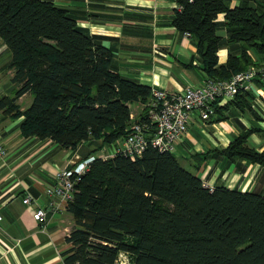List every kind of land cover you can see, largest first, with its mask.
<instances>
[{
  "label": "trees",
  "instance_id": "1",
  "mask_svg": "<svg viewBox=\"0 0 264 264\" xmlns=\"http://www.w3.org/2000/svg\"><path fill=\"white\" fill-rule=\"evenodd\" d=\"M171 1L177 4L172 23L180 34L189 32L206 77L226 79L264 63V0L234 7L230 0ZM221 25L225 36L217 33ZM0 38L14 71L0 109L12 119L22 116L24 137L50 138L65 148L91 140L96 154L129 133V104L151 97L149 85L116 72L110 49L50 0H0ZM223 47L227 58L218 63ZM25 93L32 100L20 109ZM247 96L239 92L227 102L242 106ZM146 109L134 120L146 122ZM249 132L215 150L264 165V151L246 145ZM74 188L65 264H115L121 251L131 264H264V195L210 189L174 152L150 145L134 160L97 157Z\"/></svg>",
  "mask_w": 264,
  "mask_h": 264
},
{
  "label": "crops",
  "instance_id": "2",
  "mask_svg": "<svg viewBox=\"0 0 264 264\" xmlns=\"http://www.w3.org/2000/svg\"><path fill=\"white\" fill-rule=\"evenodd\" d=\"M50 1L67 7L84 32L110 49L112 68L122 76L167 91L205 81L207 75L200 67L196 47L172 23L175 2ZM239 2L230 0V7ZM217 33L225 36V27L221 25ZM227 54V48H220L218 63H224ZM9 61L10 52L0 38V97L10 94L13 83ZM246 93L248 101L242 106L218 101L215 114L208 120H202L197 110L191 112L188 131L179 143L184 145L185 154L181 159L174 155L181 165L186 162L193 167V173L209 188L219 185L264 195V165L228 158L215 150L226 147L241 132L250 131L246 145L264 151V86L254 78L252 90ZM29 96L23 94L17 103ZM129 106L135 118V111H141L143 104L133 101ZM21 120L22 116L12 119L0 109V147L5 151L0 156V264H65L63 252L70 246L65 238L75 227L68 204L62 202L59 208L47 210L44 223L32 217V210L50 205L52 199L60 201L46 193L53 174L94 154L95 143L85 140L75 148H65L50 138L24 137ZM26 195H30V203L23 202Z\"/></svg>",
  "mask_w": 264,
  "mask_h": 264
},
{
  "label": "built area",
  "instance_id": "3",
  "mask_svg": "<svg viewBox=\"0 0 264 264\" xmlns=\"http://www.w3.org/2000/svg\"><path fill=\"white\" fill-rule=\"evenodd\" d=\"M183 35L190 36L189 32H184ZM258 77L264 79V63L259 66L249 65L226 79L206 77L203 83L188 85L180 91L151 88V97L143 104L147 108V121L137 122L130 113L129 133L110 147V150L105 147L96 154L78 159L70 167H62L56 171L52 176V183L46 188V193L59 197L60 201L52 199L50 205L34 208L32 217L44 223L47 210L59 208L62 202L68 204L73 198L75 182L97 157L106 159L118 153L134 160L150 145L160 152H173L188 131L191 112L197 110L202 120L210 119L215 112V103L220 100L228 101L239 92L251 91L252 82ZM4 153V149L0 147V156ZM23 202L30 203V195H26ZM126 254L119 252L115 264H124Z\"/></svg>",
  "mask_w": 264,
  "mask_h": 264
},
{
  "label": "rangeland",
  "instance_id": "4",
  "mask_svg": "<svg viewBox=\"0 0 264 264\" xmlns=\"http://www.w3.org/2000/svg\"><path fill=\"white\" fill-rule=\"evenodd\" d=\"M31 100H32V96H29L28 98L26 97L25 99L21 100L20 102V106L23 107V108H26L30 103H31ZM139 109H137L135 112L136 113H139ZM184 145H177L176 148L174 149V154L179 158L181 159V156H183L185 154V149L183 147ZM182 165L188 169L189 171L191 172H196V170L191 167L189 164H187L186 162H181ZM126 260H123L124 264H131V259H130V256L128 255V253L126 254L125 256Z\"/></svg>",
  "mask_w": 264,
  "mask_h": 264
}]
</instances>
